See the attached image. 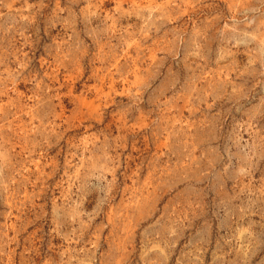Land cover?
Masks as SVG:
<instances>
[{
  "label": "rangeland",
  "instance_id": "obj_1",
  "mask_svg": "<svg viewBox=\"0 0 264 264\" xmlns=\"http://www.w3.org/2000/svg\"><path fill=\"white\" fill-rule=\"evenodd\" d=\"M0 264H264V0H0Z\"/></svg>",
  "mask_w": 264,
  "mask_h": 264
}]
</instances>
